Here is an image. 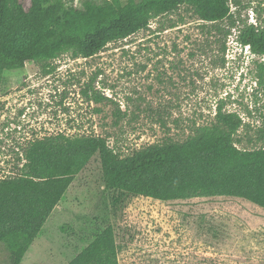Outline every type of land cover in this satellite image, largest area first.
Masks as SVG:
<instances>
[{"label": "rangeland", "instance_id": "1", "mask_svg": "<svg viewBox=\"0 0 264 264\" xmlns=\"http://www.w3.org/2000/svg\"><path fill=\"white\" fill-rule=\"evenodd\" d=\"M63 1L80 6V0ZM22 3L27 14L29 0ZM229 4L231 16L220 22L201 21L182 6L91 58L68 52L5 71L0 180L20 173L24 150L35 140L97 136L125 158L149 146L181 144L199 128L218 126V107L242 120L233 136L238 149L262 148L263 56L242 46L238 35L248 25L264 29V0ZM23 24L19 32L27 31ZM122 208L112 213L100 160L93 156L21 264H68L115 223L127 240L119 264H264V210L244 200L163 203L132 197ZM7 257L0 245V264Z\"/></svg>", "mask_w": 264, "mask_h": 264}, {"label": "trees", "instance_id": "2", "mask_svg": "<svg viewBox=\"0 0 264 264\" xmlns=\"http://www.w3.org/2000/svg\"><path fill=\"white\" fill-rule=\"evenodd\" d=\"M182 6L204 22L231 16L229 0H127L124 5L119 0H80L79 7L63 0H29L27 14L22 0H0V97L8 85L5 71L68 52L91 58L106 45L146 29L152 18ZM23 23L27 31L19 32L17 25ZM238 41L264 56V29L244 26ZM216 120L218 126L199 128L181 144L153 145L125 158L97 136L58 134L31 142L20 173L0 180V245L9 261L21 264L75 176L95 155L112 213L132 197L163 203L231 198L264 210V146L238 149L233 136L241 118L218 107ZM122 229L117 223L108 226L68 264H119L118 256L127 248Z\"/></svg>", "mask_w": 264, "mask_h": 264}, {"label": "flooded vegetation", "instance_id": "3", "mask_svg": "<svg viewBox=\"0 0 264 264\" xmlns=\"http://www.w3.org/2000/svg\"><path fill=\"white\" fill-rule=\"evenodd\" d=\"M8 261H9V257L6 258L5 263H7ZM2 263H4V262L2 261Z\"/></svg>", "mask_w": 264, "mask_h": 264}, {"label": "built area", "instance_id": "4", "mask_svg": "<svg viewBox=\"0 0 264 264\" xmlns=\"http://www.w3.org/2000/svg\"><path fill=\"white\" fill-rule=\"evenodd\" d=\"M261 59H262V61H264V56Z\"/></svg>", "mask_w": 264, "mask_h": 264}]
</instances>
